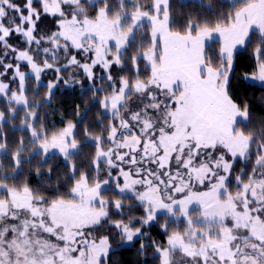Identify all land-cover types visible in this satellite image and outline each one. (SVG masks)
Returning a JSON list of instances; mask_svg holds the SVG:
<instances>
[{"label":"snow or ice","instance_id":"1","mask_svg":"<svg viewBox=\"0 0 264 264\" xmlns=\"http://www.w3.org/2000/svg\"><path fill=\"white\" fill-rule=\"evenodd\" d=\"M185 7L0 0V264H111L136 243L139 264H264V116L231 94L253 37L242 79L264 85V0ZM84 79V109L50 127L53 90Z\"/></svg>","mask_w":264,"mask_h":264},{"label":"trees","instance_id":"2","mask_svg":"<svg viewBox=\"0 0 264 264\" xmlns=\"http://www.w3.org/2000/svg\"><path fill=\"white\" fill-rule=\"evenodd\" d=\"M182 2L189 5V7H185L183 9L186 14L192 12H198L200 15L205 14L202 8L196 7V5H198L199 3V0H182ZM209 2L210 0H203L204 4H208ZM173 3L175 4L176 0H173ZM177 11L180 10L178 9ZM224 11L227 12V9L225 8ZM177 18L180 19L179 16ZM42 24H46L48 27H54V20L51 17H45ZM176 26L177 25H173L174 28ZM10 42L15 44L17 43V40L15 38H11ZM252 45L249 46L248 52H245L243 49L240 50V55H238L235 64V72L232 76L231 94L238 103L243 104L244 102H247L250 105L254 116L260 117L264 116V87L250 84L246 80L242 79V76L245 73L249 74L253 71L254 61L249 58V53L251 52ZM214 47H218V45H214ZM49 79L51 78H48L45 74L43 75L44 84H46ZM88 88L89 83L86 79H84L82 81V85L67 88L63 86V84H61L58 89H54L50 106L41 109L42 112L47 113V121L49 126L51 127L52 125H55L56 127H61L63 126V122L69 119L75 120L76 105H80L81 110H83L85 104L88 102L91 96ZM43 89L44 88H42V90L40 91L41 97L44 93ZM0 108H2V105H0ZM97 110V107H91V111L89 112L88 120L86 122H91V120L95 118ZM16 123H19V119H17ZM80 127L82 129L83 125H81ZM19 135L20 133L10 135V140L16 139ZM82 158L83 157H81V159ZM53 163L57 164L58 171L62 172L64 170L62 162ZM30 167V165H25V172H27ZM32 182L33 184L37 182V178L35 176L32 177ZM149 231L153 237L164 239L163 234L156 228V226L153 225L149 229ZM138 246V243H136L135 245L130 247H121L119 250L112 253L110 259L112 260L114 258L117 264H139V262L143 258L137 255L136 248ZM147 264H153V261L148 258Z\"/></svg>","mask_w":264,"mask_h":264},{"label":"rangeland","instance_id":"3","mask_svg":"<svg viewBox=\"0 0 264 264\" xmlns=\"http://www.w3.org/2000/svg\"><path fill=\"white\" fill-rule=\"evenodd\" d=\"M54 25V24H53ZM45 26H47L46 24H41V28H44ZM55 26V25H54ZM255 42H256V38H253V45H252V47L255 45ZM144 71V69H143V67H142V72ZM249 74H251V73H249ZM45 75H47V77L49 78H51V79H53V76H52V73L51 72H48V73H45ZM48 82V81H47ZM248 83H250V84H253V85H256V86H260V87H264V85H261L259 82H253V81H247ZM58 89V88H57ZM41 90H42V88H41ZM43 91L45 92V89H43ZM44 94V93H43ZM42 94V95H43ZM52 101V100H51ZM107 121H105V123H106ZM162 222V221H161ZM154 226H156V228L163 234V238L164 239H161V238H159V237H153L152 236V234L150 233V231H149V233H150V236H151V238H153V239H156V240H158V241H160V242H163L164 240H165V235H164V233L159 229V226L158 225H154ZM130 246H133V245H125V246H123V247H130ZM111 264H117L116 263V261L114 260V258L111 260Z\"/></svg>","mask_w":264,"mask_h":264}]
</instances>
